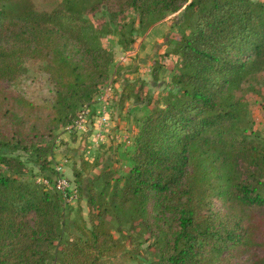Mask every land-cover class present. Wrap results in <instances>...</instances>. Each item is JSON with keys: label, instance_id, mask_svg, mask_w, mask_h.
Returning a JSON list of instances; mask_svg holds the SVG:
<instances>
[{"label": "trees", "instance_id": "1", "mask_svg": "<svg viewBox=\"0 0 264 264\" xmlns=\"http://www.w3.org/2000/svg\"><path fill=\"white\" fill-rule=\"evenodd\" d=\"M188 2L96 0L84 10L105 8L114 22L134 10L150 26ZM76 3L37 11L35 0H0V264H112L109 257L121 246L107 218H145L153 198L159 243L163 250L170 246L153 264H233L237 252L264 248L255 219L264 208V182H248L237 170L238 157L262 168L264 144L238 130V101L229 93L264 70L261 0H190L185 9L195 12V20L175 51L181 56L174 77L179 91L143 115L125 175L105 169L85 179L76 172L92 227L83 221L81 233L72 231L63 242L65 199L53 182L52 147L39 140L52 134L53 124L76 118L109 78L113 62ZM27 60L47 63L53 104L39 107L24 98L14 103L6 95L2 83L15 81ZM16 150L35 157L51 187L21 180L24 163L12 155ZM215 199L227 207V217Z\"/></svg>", "mask_w": 264, "mask_h": 264}, {"label": "rangeland", "instance_id": "2", "mask_svg": "<svg viewBox=\"0 0 264 264\" xmlns=\"http://www.w3.org/2000/svg\"><path fill=\"white\" fill-rule=\"evenodd\" d=\"M63 1L66 0H35L34 8L37 11H48ZM73 1L77 2L76 8L100 34L103 46L113 55V62L109 65V78L101 82L92 101L86 102L77 110L76 118L68 124H53L52 134L48 133L39 140L52 147L50 160L51 168L56 171L54 179L63 174L77 189L76 201L64 200L62 204L65 215L62 224L63 242L70 237L72 231L81 233L78 228H81L83 221L87 228L92 227L87 195L78 190L76 172L81 170V177L88 179L105 169H110L117 175H125L130 170V155L135 147L143 115L148 109L163 104L170 93L179 91L174 77L180 72L181 56L175 51L181 35L189 32V24L195 20L196 15L192 9H185L189 0L177 12L167 13L164 18L145 26L140 23V16L134 10H129L124 17H118L117 22H114L105 8L91 12L84 10V7H89L96 0ZM46 64L43 60H27L23 63L15 81L2 83L6 95L11 93L14 103H17L16 99L24 98L39 107L53 104L55 84ZM229 93L238 101V130L254 135L257 141L264 144V70L254 74L240 86L233 87ZM14 103L11 107H15ZM87 106L91 107V111L86 123L77 124ZM15 111L18 113L16 109ZM103 114L108 119L100 124ZM11 131L4 129L6 134ZM34 142L39 143L38 140ZM12 155L24 163L22 170H18L21 171L18 175L21 174L22 181L52 186L30 152L16 150ZM261 167L248 166L243 157L237 158L240 178L248 182H254L257 177L264 182V166ZM98 182L97 186L101 184ZM156 201L153 198L147 205L148 215L145 218L128 216L123 222L112 216L107 218L112 236L119 239L121 246L110 255L112 264H153L167 255L170 246L164 245L163 250L159 243L162 229L158 227L155 216ZM214 205L223 216H228L227 207L218 199H215ZM256 213L259 242H262L264 208ZM172 215L174 212H166L167 217ZM237 254L231 261L233 264H264V248L259 245Z\"/></svg>", "mask_w": 264, "mask_h": 264}, {"label": "built area", "instance_id": "3", "mask_svg": "<svg viewBox=\"0 0 264 264\" xmlns=\"http://www.w3.org/2000/svg\"><path fill=\"white\" fill-rule=\"evenodd\" d=\"M90 111H91V107L87 106L86 109L82 112L81 116H79L80 121L77 124L87 121L86 119H88V116L90 115ZM107 119L108 117H106L105 114H103V116L101 117V120H99V123L104 124L107 121ZM75 126L77 127L76 122H75ZM103 128L100 130H103ZM97 134L99 136L102 135V133H97ZM53 182H54L55 188L62 193L65 201L66 200L70 202L76 201L75 194H76L77 189L73 187V184L69 182V180L66 177H64L63 174H60V176H57L53 180Z\"/></svg>", "mask_w": 264, "mask_h": 264}, {"label": "crops", "instance_id": "4", "mask_svg": "<svg viewBox=\"0 0 264 264\" xmlns=\"http://www.w3.org/2000/svg\"><path fill=\"white\" fill-rule=\"evenodd\" d=\"M66 161H68L66 158H65Z\"/></svg>", "mask_w": 264, "mask_h": 264}]
</instances>
